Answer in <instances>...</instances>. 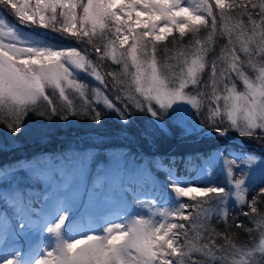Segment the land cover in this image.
Here are the masks:
<instances>
[{
  "label": "rangeland",
  "instance_id": "1",
  "mask_svg": "<svg viewBox=\"0 0 264 264\" xmlns=\"http://www.w3.org/2000/svg\"><path fill=\"white\" fill-rule=\"evenodd\" d=\"M240 1L0 0V116H10L0 122V148L58 136L61 124L50 116L54 102L69 117L99 105L118 127L133 123L128 103L148 130L180 134L181 146L195 147L222 131L232 143L259 151L238 156L233 148L213 149L193 183L170 178L165 202L137 193L148 166L130 155L108 153L98 162L94 146L82 153L87 146L68 139L56 160L28 166L22 159L21 172L32 178L27 187L20 171H0V192L17 189L21 196L10 209L0 206V264H173L175 257L174 264H191L190 255L202 253L196 244L210 232V218H223L229 203L243 204L250 181L264 176V147L251 142L264 132V0L255 22L232 17ZM203 26L209 33L177 42L178 34L197 35ZM113 140L116 150H138L121 128ZM181 225L189 228L186 255L172 246L170 262L163 263L161 240L170 238L171 245ZM254 227L252 243H225L199 264H264V215Z\"/></svg>",
  "mask_w": 264,
  "mask_h": 264
},
{
  "label": "trees",
  "instance_id": "2",
  "mask_svg": "<svg viewBox=\"0 0 264 264\" xmlns=\"http://www.w3.org/2000/svg\"><path fill=\"white\" fill-rule=\"evenodd\" d=\"M257 3H260L259 0H253L251 3L246 0H241L236 6H234L233 10H231L232 17L237 18V16L241 17V22H245L246 19L252 20L255 22V19L259 18L261 10L257 6ZM231 17V18H232ZM221 19V18H220ZM200 33V35H199ZM209 33V28L206 26L201 27L200 32L196 35L195 33L188 31L183 35L174 34L178 39H182L184 37L189 38V42H192L195 36H201V34L205 35ZM173 37V35L167 37L165 40L169 42V40ZM203 38V37H201ZM224 44V38L221 37L219 41V47ZM163 45V44H161ZM161 46L156 45V48H160ZM177 49V48H176ZM175 49V51H176ZM217 51V50H216ZM174 52V51H171ZM212 55V54H208ZM211 57V56H210ZM107 68L112 72L115 67L107 65ZM205 74V73H204ZM116 76V75H115ZM89 83H85V86H88ZM91 89L92 86L87 87ZM112 96L118 95L117 93H111ZM51 119L55 122L59 121L61 125H59V129L57 132L59 133L56 136L53 133V139H49L44 142L37 139L32 143H24L21 142L9 144L5 143L0 148V171L6 172L10 170L20 171L19 178L22 181L23 187L26 186L28 176H25V173L21 172L22 168H16L14 166L15 163L21 162L22 159L28 160L29 163L42 162L53 159L56 160L63 152L62 148L64 146V142L68 139L69 142L73 144H77L82 146L90 147V145L94 146L91 154L98 159L106 158V155L113 154L114 152H118L122 155H130L133 160H136L139 163L146 164L149 167L150 175L145 177L143 182L148 187L143 191V194H151L157 192L160 194V189L157 191L154 187H150V180L159 181L162 187V183L168 185L170 178L174 179H189L187 183H193L197 177L198 172L196 169L201 161H207L211 163L208 159L213 154V149L224 148V150H231L232 148L235 150L238 156H242L247 154L248 151L255 150L252 146L248 144H244L241 142L230 143L226 138L222 136H213L205 138L202 144H196L195 147L192 146L189 142L184 145H180L182 143V136L180 134L174 135H162L157 129L151 127L150 130L146 128L143 124H141L138 115L135 112V109L132 104H126L127 114H130V119L133 120L132 124H125L122 127H118L111 117H108L103 107L97 105L88 113L84 114H75L72 117H69L68 112L62 109L59 105L54 102L51 104ZM10 116L6 115V118L0 116V122L2 121L3 125L5 122L3 120H10ZM13 119H11L12 121ZM13 122V121H12ZM65 124V125H64ZM15 124H11V128H15ZM7 128V125L4 129ZM121 128L122 131L126 132L127 136L130 140L135 141L138 150L128 148V146H122V149L116 150L112 145H109L110 142H113L114 133ZM2 132V128H0ZM175 132L176 130L173 129ZM25 141V138H21ZM216 139H222L225 142L222 144H215L214 146L210 145V142H206L207 140L214 141ZM251 142H257L262 147H264V132H256L251 139ZM216 143V142H215ZM106 145L107 149L101 148V145ZM206 144L207 146H200ZM50 146V147H49ZM257 153L258 150H255ZM264 154V153H263ZM43 156H47L45 159H41ZM213 166V163H212ZM196 172V174H195ZM195 178V179H194ZM264 176H259L258 179L254 182L250 181L247 185L246 192L244 194V202L240 206H231L229 203L226 207V212L224 217H215L212 216L209 221V225L207 226L210 232H206V236H204V241H200L198 243L199 251L202 253L192 254L190 256L197 257L198 260L195 262L199 264L202 259H206L208 255L207 252L212 253V258L215 257V251H219V249L224 246L225 243H229L231 245L235 244L236 246H244L252 243L255 240L254 232V221L264 215ZM3 181L0 180V185H3ZM198 185L204 186L202 182H198ZM36 186V185H35ZM219 187V184L217 183ZM27 187V186H26ZM216 188V187H215ZM213 188V189H215ZM202 189H208V187H203ZM214 192V190H212ZM211 192V193H212ZM19 190L15 189L13 193L0 192V197L5 196L6 199L10 200L4 202L2 207L6 209H10V202L16 201L15 199L20 200L21 196H19ZM210 193V194H211ZM184 195V194H183ZM182 195V197H183ZM194 198L199 205V200H201V196ZM181 198V195H180ZM180 199V203H182ZM5 203V204H4ZM35 205V204H34ZM175 219L173 220V223ZM186 229V230H184ZM188 225H181L180 232L176 236H171V239L174 242L171 245H168L170 238H164L161 240L162 247L161 251L163 252V256L161 257V261L163 263H169L171 253L173 252L172 246L177 248L178 252L186 255V249L188 247ZM162 239L163 234H159ZM179 253V254H180ZM173 255V254H172ZM178 255V254H177ZM211 258V259H212ZM207 260V259H206ZM173 264L177 263L178 258H172Z\"/></svg>",
  "mask_w": 264,
  "mask_h": 264
}]
</instances>
